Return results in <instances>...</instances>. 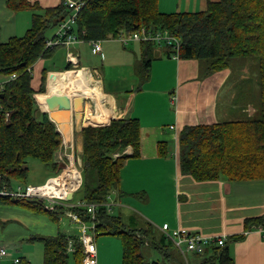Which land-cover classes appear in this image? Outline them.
Returning <instances> with one entry per match:
<instances>
[{"label":"trees","instance_id":"1","mask_svg":"<svg viewBox=\"0 0 264 264\" xmlns=\"http://www.w3.org/2000/svg\"><path fill=\"white\" fill-rule=\"evenodd\" d=\"M74 1L82 5L78 20L69 31V35L81 41L77 44L113 40L147 28L167 31L179 38L180 59L206 61L208 74L229 68L236 59H258L261 118L185 127L179 135V166L183 175L196 182L264 179V0H210L205 11L187 13H162L160 0ZM7 4L16 13L34 12L25 36L13 37L8 42H3L0 36V77L7 78L0 88V188L15 190L18 186L30 185L27 183L30 159L49 166L53 173L51 178L66 169L57 160L63 150L62 135L48 114L40 112L34 97L46 93L48 72L43 70L37 90L32 82L34 65L51 56L57 48L46 49L48 30L54 27L58 30L73 9L66 0L44 9L30 0H9ZM141 44L146 48L138 75L145 83L150 78L153 48L158 45ZM166 49L172 57V48ZM13 75L16 78L8 81ZM82 136L81 190L86 187V191L81 200L74 202V195L71 202L59 201L51 209L45 199L0 196V204L25 207L38 215L48 214L57 225L65 215L77 214L86 226H94L89 230L95 234H90L95 243L96 236L100 235L122 240V264H169L171 254L166 241L170 245L174 243L163 232L158 238V230L151 223L139 221L135 216L126 221L113 213L114 205L111 209L108 206L109 197H113L120 185L126 161L130 156L136 158L141 154L139 119L87 123ZM128 148L133 149L132 155L125 153ZM159 151L161 156H167L168 144L160 143ZM13 182L19 185L14 187ZM78 202L97 205L96 217L93 218L86 207H72ZM76 223L81 227L80 236L58 232L55 236H34L28 240L43 244V264L83 263L82 224ZM260 226L264 227V216L245 221L246 233ZM244 237L245 234L228 238L224 248L207 247L203 255H194L197 261L193 264H234L229 246ZM146 245L162 252L165 262H148L143 253ZM19 260L18 264H31L26 258Z\"/></svg>","mask_w":264,"mask_h":264},{"label":"crops","instance_id":"2","mask_svg":"<svg viewBox=\"0 0 264 264\" xmlns=\"http://www.w3.org/2000/svg\"><path fill=\"white\" fill-rule=\"evenodd\" d=\"M8 1L0 0L3 42L25 36L32 24L31 17L26 22H18L19 14L8 8ZM30 1L38 2L44 9L57 6L62 0ZM208 1L160 0L159 9L162 13L201 12L206 10ZM4 22L9 23L6 29ZM21 33L25 34L21 36ZM131 43L124 45L118 39L101 42V55L92 53V43L70 48L59 46L48 57L55 58L54 69L43 68L36 79L34 70L47 58L34 65L32 85L36 90L43 70L48 72L46 93L34 97L40 112L48 114L62 135L59 160L68 162L77 151L83 153L82 131L87 123L139 119L141 154L136 158L130 156L124 165L120 185L112 197L114 207L118 206L113 211H119L127 220L135 216L139 221L149 222L160 233L162 226L168 224L171 230L209 237L245 234L244 239L229 246L234 264H264V232L254 229L246 234L245 230L247 219L264 216V179L196 182L183 175L179 166V135L185 127L261 118L258 75L239 77L231 66L208 74L207 66L202 71L196 60L175 59L167 54V47L158 45L151 50L150 78L143 83L138 67L146 47L140 42ZM69 54L77 58V65L70 62ZM83 56L85 65L81 63ZM59 93L73 100L81 97L83 102L72 110L50 113L46 97ZM162 142L169 146L167 156L160 155ZM127 154L132 155L133 149L128 148ZM164 204L169 210L164 211ZM16 210L0 207V218ZM50 233V236L57 235H53V230ZM17 236L22 238V243L31 238L28 231L13 226L6 227L3 234L0 232V239L5 241ZM3 259L0 264H8ZM193 260L197 261V257Z\"/></svg>","mask_w":264,"mask_h":264},{"label":"rangeland","instance_id":"3","mask_svg":"<svg viewBox=\"0 0 264 264\" xmlns=\"http://www.w3.org/2000/svg\"><path fill=\"white\" fill-rule=\"evenodd\" d=\"M45 2V0H42ZM34 12L31 10H26V11H21L18 12L19 20L18 22H26L28 21V17L32 18V14ZM17 14V15H18ZM8 22V21H6ZM9 23L4 22L2 24L3 26L5 25V29L7 28V25ZM31 27V25H30ZM57 32V27L50 28L46 34L47 37L53 39L55 36V33ZM22 34V33H21ZM25 33H23L21 36H23ZM50 40V39H49ZM139 42H133L131 44H135ZM151 43V42H150ZM55 58H47L43 60V64L40 66H37V68L34 70L35 73V79L40 77L41 70L43 68H51L54 69V60ZM85 58L84 56L82 57L81 63L85 65ZM186 62H189V60H185ZM199 62V68L202 67L205 69L207 62L203 60H196ZM55 64H58L57 59ZM52 65V67H51ZM140 65V64H139ZM231 67H233L235 74L239 77H246V78H253L254 75H257V71H259V62L258 59L256 58H250V59H236L235 61L232 62ZM201 71V72H202ZM0 81L6 82L7 78L6 77H0ZM41 103L44 106L43 99L41 98ZM261 106V104H260ZM256 119H259L258 117ZM127 151V150H126ZM82 154L83 153H78V151L74 154L71 155L73 157L69 158L70 160L67 161H60V155L57 156V160L60 161L61 165L65 166V170L61 173L63 174L64 172H68L69 168L74 165L77 167L78 172L81 173L82 175V170H83V163H82ZM127 154V153H126ZM28 167H29V175L27 179V183L30 185H42L44 184L52 175L51 168L39 160L35 159H30L28 162ZM71 170V169H70ZM60 174V175H61ZM83 180V178H82ZM83 182V181H82ZM25 184V183H24ZM22 184V185H24ZM19 183L13 182V186L16 187L18 186ZM80 188L77 190L75 194V200L74 202H77L81 200L85 194L86 187H83L81 190ZM50 205L49 202H46V206ZM1 208H13L17 209L12 213L10 216L3 215L0 218V232L3 234V231L6 227L8 226H13L15 228H21L24 229L25 231L29 232L28 237H34V236H50V230H53V235L57 234L58 232H63L67 233L70 235L74 236H80L81 235V227L74 222L70 217L65 215L62 219L59 225L54 223L48 214H35L31 210L25 208V207H20V206H13V205H3L0 204ZM118 206H115L116 208ZM164 211L169 210V206L164 204L163 206ZM26 212H29L30 215H27ZM32 212V213H31ZM20 213V214H19ZM26 213V214H23ZM34 213V214H33ZM113 213L115 215H119V211L114 210ZM127 221V219H126ZM53 228H50L51 226ZM89 228H91V224L88 225ZM89 234L95 236L92 230H89ZM157 235L159 236L158 238L161 237V233L158 231ZM27 237V238H28ZM20 237H16V239L12 241H5L0 239V248L5 247L7 252L10 254L7 258H4L8 264H13L11 261H15L16 259H21V258H27L31 264H43L44 261V247L42 243H30L28 239L25 242H21ZM96 244H97V255H98V264H122V249H123V243L122 240L119 237L116 236H109V235H100L96 236ZM25 245V249L22 248V246ZM166 245L168 247V251L171 254V258L169 261V264H187L185 257L182 255V253L178 250V248L175 245H170L169 241H166ZM26 250V251H25ZM27 252V255H26ZM143 253L146 257V260L148 262H153V261H158L161 263L165 262V256L162 254L157 249H153V247H150L148 245L144 246L143 248ZM29 257L31 259H29ZM193 255L188 254V258L191 263H194L195 260H193Z\"/></svg>","mask_w":264,"mask_h":264},{"label":"built area","instance_id":"4","mask_svg":"<svg viewBox=\"0 0 264 264\" xmlns=\"http://www.w3.org/2000/svg\"><path fill=\"white\" fill-rule=\"evenodd\" d=\"M67 5L73 9L72 15L58 27L56 36L53 39L47 41L46 49L54 48L58 46H63L70 48L72 45L80 43L81 41L78 37L69 35V31L72 30V26L78 20V14L80 12L81 6L74 0H66ZM122 44L128 45L131 42H146V43H155L159 46L171 47L173 50L172 57L175 59H180L179 51L181 46V41L179 38L170 34L167 31H152L147 28H142L140 31L133 34H122L117 38ZM92 53L94 55L102 54V46L101 42H92ZM69 60L74 65H77L78 60L73 54H69ZM16 78L15 75L9 78L8 81L14 80ZM7 82V81H6ZM6 82L0 81V88L4 86ZM127 153V151H125ZM74 166V165H72ZM71 166V167H72ZM71 167L68 169L70 170ZM79 177H80V185H82V175L78 172L77 167H75ZM67 172V171H66ZM64 172L57 177L50 178L43 185H27V186H18L15 190H10L8 188H0V196L3 197H12V198H40L45 199L50 203V208L53 209L55 204H59V201H67L66 197L70 192L76 193L80 188V185L76 188H72L70 185L61 186L60 179L66 173ZM111 202L108 204L110 209L114 205L112 198L109 197ZM72 207H86L88 212L92 214L93 218L96 217V209L97 205L95 204H87L84 202H78ZM69 217L74 219L76 222L82 224V236L81 243L84 249V259L82 264H98V255H97V246L94 241V238L89 234V229H93L94 226L89 228L84 224L81 218L77 214L69 213ZM164 235L171 240L174 245L178 248V250L185 257L187 264H193L188 259V254L192 255H203L209 246L217 245L224 248L227 244L228 238L227 236H216L209 237L204 236L200 233H194L186 230H171L168 224L163 225L161 228ZM255 230H262L264 232V227H257ZM249 233V232H247ZM246 233V234H247ZM70 251H73V247L70 245ZM10 254L6 249L0 248V260L2 258L8 257ZM20 262L19 259L15 260V264Z\"/></svg>","mask_w":264,"mask_h":264},{"label":"water","instance_id":"5","mask_svg":"<svg viewBox=\"0 0 264 264\" xmlns=\"http://www.w3.org/2000/svg\"><path fill=\"white\" fill-rule=\"evenodd\" d=\"M83 102L81 97H77L73 100L71 97L65 94H54L46 97V106L50 113L54 112L55 110H64L69 111L72 110L73 107L80 105ZM74 192H70L66 200L71 202L74 199Z\"/></svg>","mask_w":264,"mask_h":264},{"label":"bare ground","instance_id":"6","mask_svg":"<svg viewBox=\"0 0 264 264\" xmlns=\"http://www.w3.org/2000/svg\"><path fill=\"white\" fill-rule=\"evenodd\" d=\"M80 177L75 170L74 166L71 167V170L66 172L63 177L60 179V184L61 186L65 185H70L72 188H76L80 185Z\"/></svg>","mask_w":264,"mask_h":264}]
</instances>
